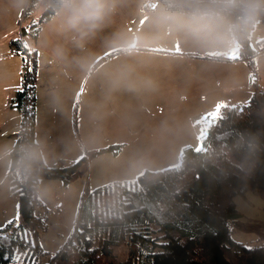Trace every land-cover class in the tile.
<instances>
[{
    "label": "rangeland",
    "instance_id": "rangeland-1",
    "mask_svg": "<svg viewBox=\"0 0 264 264\" xmlns=\"http://www.w3.org/2000/svg\"><path fill=\"white\" fill-rule=\"evenodd\" d=\"M241 1L264 9V0ZM25 3L0 0V230L20 221L7 171L20 120L9 98L21 87L22 62L21 54L19 58L9 49L10 39L23 37L29 51L36 52L35 135L42 159L62 165L87 158L86 168L68 183L37 180L35 197L45 212V226L33 237L29 230L25 239L40 247L37 261L45 264L72 237V230L83 229L75 217L85 190L112 186L92 203L99 213L114 212L121 206L115 198L117 181L135 188L142 171L174 166L186 145L201 146L202 133L224 108L264 90V20L253 21L248 38L254 54L241 59L223 15L203 13V19H193L192 13L178 11V24L168 19L174 11L159 0H104L105 14L94 26L70 27L59 7L34 37L30 23L43 5L24 17ZM244 90L249 98L241 99ZM111 144L116 153L90 155ZM233 200L243 219L264 222V197L256 190L249 188ZM180 223L198 231L186 216ZM151 227V238L164 241ZM87 232L97 239L96 233ZM125 235L112 241L116 246L108 247L109 253L122 252ZM230 236L249 247L259 243L253 231L230 229ZM33 258L29 250L12 261L32 264Z\"/></svg>",
    "mask_w": 264,
    "mask_h": 264
},
{
    "label": "trees",
    "instance_id": "trees-1",
    "mask_svg": "<svg viewBox=\"0 0 264 264\" xmlns=\"http://www.w3.org/2000/svg\"><path fill=\"white\" fill-rule=\"evenodd\" d=\"M167 9L187 13L221 14L230 21L237 40L239 58L254 54L248 35L256 19L264 20V9L241 0H159ZM40 0H26L22 14L30 16ZM60 0H48L40 16L30 24L37 37L41 22L50 19ZM21 33H26L22 28ZM9 48L21 54V88L10 98L20 112L17 132L10 152L7 177L17 194L19 224L7 223L0 230V264H13L17 253L31 250L38 264V245L25 239L45 226L41 203L35 197L38 178H57L68 183L86 168L84 156L71 164L48 165L35 140L36 52L29 51L23 37L12 38ZM252 74V73H250ZM253 77L250 78L252 80ZM198 149L186 145L177 164L162 170H144L135 178V188L117 181L115 198L121 206L111 212H97L92 203L112 186L84 191L75 222L82 230L72 237L45 264H264V222L243 219L233 197L249 188L264 197V90H257L247 102L224 108L222 114L201 135ZM115 145L94 149L116 153ZM118 146V145H116ZM190 218L198 231L183 227L181 219ZM154 225L161 232L151 238ZM230 229L255 232L258 244L251 247L234 240ZM87 231L97 234L95 240ZM123 232L124 249L110 252L112 241ZM148 246V248H144ZM36 261V263L34 262ZM28 264V263H27Z\"/></svg>",
    "mask_w": 264,
    "mask_h": 264
},
{
    "label": "clouds",
    "instance_id": "clouds-1",
    "mask_svg": "<svg viewBox=\"0 0 264 264\" xmlns=\"http://www.w3.org/2000/svg\"><path fill=\"white\" fill-rule=\"evenodd\" d=\"M60 7L65 13L67 24L73 28L81 24L94 26L106 11L104 0H60ZM204 16L198 10L193 13V19H203ZM168 19L182 23L181 14L178 12L169 13Z\"/></svg>",
    "mask_w": 264,
    "mask_h": 264
},
{
    "label": "crops",
    "instance_id": "crops-1",
    "mask_svg": "<svg viewBox=\"0 0 264 264\" xmlns=\"http://www.w3.org/2000/svg\"><path fill=\"white\" fill-rule=\"evenodd\" d=\"M180 12H183V11H180ZM187 13V12H186ZM203 13H206V12H203ZM188 14H190V13H188ZM193 14V13H192ZM218 15H221V14H218ZM10 49V48H9ZM11 50V49H10ZM11 52L13 53V54H16V55H18V57L20 58V55L19 54H17V53H15V52H13L12 50H11ZM21 69V68H20ZM20 74H21V71H20ZM249 81H251L250 79H249ZM248 81V82H249ZM21 83H22V74H21ZM21 83H20V86H21ZM15 87V86H14ZM21 88V87H20ZM20 88H15V90H14V92H13V94L15 93V91L16 90H18V89H20ZM35 92V91H34ZM13 94L11 95V97L13 96ZM241 96V95H240ZM249 96V93H248V91H246V90H244L243 92H242V97H241V99L242 98H249L248 97ZM10 97V98H11ZM9 98V99H10ZM234 101H238V99H233ZM10 101V100H9ZM241 101H243V100H241ZM236 103H239L240 104V102H236ZM34 135H35V129H34ZM38 138H37V135H35V140H37ZM39 141V140H38ZM39 143V142H38ZM41 154H42V152H41Z\"/></svg>",
    "mask_w": 264,
    "mask_h": 264
},
{
    "label": "water",
    "instance_id": "water-1",
    "mask_svg": "<svg viewBox=\"0 0 264 264\" xmlns=\"http://www.w3.org/2000/svg\"><path fill=\"white\" fill-rule=\"evenodd\" d=\"M48 0H40L39 5L42 6L44 3H46Z\"/></svg>",
    "mask_w": 264,
    "mask_h": 264
}]
</instances>
